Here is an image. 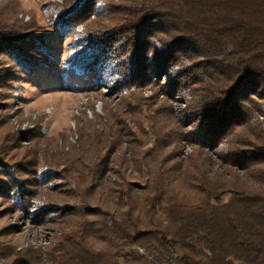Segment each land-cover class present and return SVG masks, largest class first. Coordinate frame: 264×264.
<instances>
[{"label": "trees", "instance_id": "1", "mask_svg": "<svg viewBox=\"0 0 264 264\" xmlns=\"http://www.w3.org/2000/svg\"><path fill=\"white\" fill-rule=\"evenodd\" d=\"M21 10L0 0V218L63 230L18 248L6 226L0 264H264V0L46 1L67 65L117 98L63 153L10 121L13 85L55 60L48 26ZM109 175L114 205L93 199Z\"/></svg>", "mask_w": 264, "mask_h": 264}, {"label": "rangeland", "instance_id": "2", "mask_svg": "<svg viewBox=\"0 0 264 264\" xmlns=\"http://www.w3.org/2000/svg\"><path fill=\"white\" fill-rule=\"evenodd\" d=\"M46 1L48 0H20L23 10L18 15L29 20L34 12L38 20L48 26L49 44L55 60H39L21 82L13 85L9 114L11 123L26 132L35 130L39 125L42 134L56 139V142L50 143V150L63 153L79 144L80 126L83 121L98 115L105 119L109 108L115 104L117 98L106 95L110 85H99L90 72L79 74L67 65L66 56L70 37L66 38L59 34L57 29L48 23L43 10ZM165 29V25L160 22H153L150 32L164 36L166 33L162 31ZM171 32L170 38L173 40ZM74 63L75 61L71 62V64ZM114 85L115 82L111 84V87ZM150 92L151 87H148L146 93ZM255 107L264 124V96H256ZM65 134L66 136H63ZM184 150L191 151L192 144L186 142ZM214 158L217 163H221V159L216 154ZM219 164L215 165V168L221 165ZM131 166L135 171L134 175L140 176L136 164L132 163ZM212 168L216 170L213 166ZM114 178L115 175L105 178L93 199L99 197L106 203L114 205L115 197L111 186ZM5 205L6 203L0 199V210L5 208ZM31 218V214L23 216L21 211L7 213L0 218V230L6 226H19V229L8 236L18 248L29 245L46 246L62 233L63 228L56 224L35 226Z\"/></svg>", "mask_w": 264, "mask_h": 264}]
</instances>
